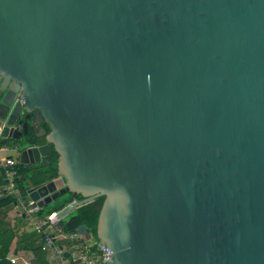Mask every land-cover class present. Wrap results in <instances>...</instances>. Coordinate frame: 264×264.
<instances>
[{"label":"water","instance_id":"water-1","mask_svg":"<svg viewBox=\"0 0 264 264\" xmlns=\"http://www.w3.org/2000/svg\"><path fill=\"white\" fill-rule=\"evenodd\" d=\"M0 81L3 147L57 153L27 197L103 196L106 264H264V0H0Z\"/></svg>","mask_w":264,"mask_h":264},{"label":"trees","instance_id":"trees-1","mask_svg":"<svg viewBox=\"0 0 264 264\" xmlns=\"http://www.w3.org/2000/svg\"><path fill=\"white\" fill-rule=\"evenodd\" d=\"M44 127L48 131L47 124ZM6 145L5 140H0V148ZM51 163L47 166L37 164L34 166L22 165L17 163L15 168L20 173L21 178L16 181V186L20 193L25 196L27 189V181L30 180L34 184H39L43 181L49 180L56 176V162L57 153L50 145ZM3 170L0 175V184L3 183ZM81 196L73 193H68L62 198V202H70L73 199H80ZM104 197H98L90 202L82 204L70 212L67 217L61 218L59 226L65 232H73L79 225L84 224L88 227L89 231L96 237V225L99 212L103 203ZM15 202V199L10 195L0 197V264H8L9 260L7 255L10 250V245L15 236H17L18 225L11 226L4 221V216L9 206ZM4 207L6 208L4 210ZM55 207L51 208L48 205L44 208L38 209V215L41 217L47 216L55 211ZM21 217L18 222H20ZM44 236L40 232H22L17 236L16 249L30 251L34 254V259L31 264H49L46 259V251L43 250L42 244ZM59 246H66L70 250L72 242L57 241Z\"/></svg>","mask_w":264,"mask_h":264},{"label":"built area","instance_id":"built-area-1","mask_svg":"<svg viewBox=\"0 0 264 264\" xmlns=\"http://www.w3.org/2000/svg\"><path fill=\"white\" fill-rule=\"evenodd\" d=\"M19 98L21 99L20 96ZM17 163V155L15 158L0 159V168L3 170L5 184L4 194L13 197L16 205L31 214L36 230L44 236L42 248L53 251L56 264H106L107 260L112 261V252L93 235L86 238L84 233H78L76 229L70 233L63 231L59 226L61 218L57 217L56 211L44 217L38 215L40 208L27 195L23 196L16 186V181L21 178L15 168ZM57 241L72 242L70 250H67L66 246H59ZM65 251L69 253L68 256L64 255ZM10 261L11 263L16 262L15 258H11Z\"/></svg>","mask_w":264,"mask_h":264},{"label":"crops","instance_id":"crops-1","mask_svg":"<svg viewBox=\"0 0 264 264\" xmlns=\"http://www.w3.org/2000/svg\"><path fill=\"white\" fill-rule=\"evenodd\" d=\"M0 151H12L11 149H6L4 147L0 148ZM16 155L13 154H7L5 157H0L6 158V157H13L15 158ZM2 173V169L0 168V175ZM3 180V177H2ZM4 180L3 183L0 184V197L1 196H6L4 194ZM6 208L4 207V210ZM4 216V221L9 223L11 226L17 224L18 225V230H17V236L21 234L22 232H38L35 228V222L31 218V214L27 210H23L21 206L16 205L13 203L9 208L7 209ZM21 217L20 222L19 219ZM17 236L14 237L11 245H10V250L7 255V258L9 260L8 264H31V262L34 259V254L30 251H25V250H17L16 247V240ZM46 251V259L49 262V264H56V259L54 257L53 251L51 249H43ZM15 258L16 262L11 263L10 259Z\"/></svg>","mask_w":264,"mask_h":264},{"label":"rangeland","instance_id":"rangeland-1","mask_svg":"<svg viewBox=\"0 0 264 264\" xmlns=\"http://www.w3.org/2000/svg\"><path fill=\"white\" fill-rule=\"evenodd\" d=\"M7 154H13V155H16V152L15 151H0V157H5ZM62 199H59V200H56V201H53L51 202L48 206L51 207V208H56L62 201ZM26 201V200H24ZM67 217V216H65Z\"/></svg>","mask_w":264,"mask_h":264},{"label":"flooded vegetation","instance_id":"flooded-vegetation-1","mask_svg":"<svg viewBox=\"0 0 264 264\" xmlns=\"http://www.w3.org/2000/svg\"><path fill=\"white\" fill-rule=\"evenodd\" d=\"M2 82L0 81V84H1ZM5 90H7V89H5V88H0V101H1V99H2V97H3V95H4V91ZM17 95V94H16ZM43 126H44V124H43Z\"/></svg>","mask_w":264,"mask_h":264}]
</instances>
